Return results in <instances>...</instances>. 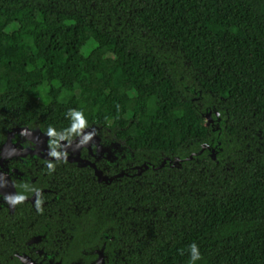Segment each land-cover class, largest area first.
Masks as SVG:
<instances>
[{"label":"trees","instance_id":"1","mask_svg":"<svg viewBox=\"0 0 264 264\" xmlns=\"http://www.w3.org/2000/svg\"><path fill=\"white\" fill-rule=\"evenodd\" d=\"M0 47V141L73 146L75 109L127 172L45 166L80 214L63 264H264V0H0Z\"/></svg>","mask_w":264,"mask_h":264},{"label":"flooded vegetation","instance_id":"2","mask_svg":"<svg viewBox=\"0 0 264 264\" xmlns=\"http://www.w3.org/2000/svg\"><path fill=\"white\" fill-rule=\"evenodd\" d=\"M90 128L92 127L81 130L80 137L73 146L62 139L59 140L58 148H55L56 145H52L55 149L47 146L48 155L38 150L34 141L22 132L15 133L12 142L24 152L10 157V147L3 150L10 136V127L4 134V139L0 141V264H63L64 262L59 251L64 248V244L68 245L74 236L76 226L71 221L76 220L73 216L78 217L80 214L78 205L74 197L68 195V190L64 193L59 192L63 189L61 183L65 179L52 178L47 183V178L44 177L48 173L44 168L49 166L48 162L65 160L69 164L85 163L92 169L94 180L96 178L98 183L105 186L110 185L114 179L127 175V172L121 169L119 171L116 166L110 169L108 164L102 169L98 168V164H103L105 159L110 158V152L105 151L109 147L102 145L101 136L97 131L95 134L98 139L97 145L94 144L91 135L88 141L84 139L83 134L87 133L84 130ZM82 143L80 149L75 150V147ZM23 153L26 155L23 156ZM66 168L63 167L62 170ZM41 176L43 177L40 178ZM89 187L92 190L91 186ZM17 194H22L24 200L11 204L5 199L6 196ZM85 211L87 212V209ZM57 222L63 224L56 228L54 224ZM65 222L71 223L64 226ZM100 254L103 256L99 251V256ZM113 255L117 260L116 252ZM87 257L93 260L97 255L88 252Z\"/></svg>","mask_w":264,"mask_h":264},{"label":"clouds","instance_id":"3","mask_svg":"<svg viewBox=\"0 0 264 264\" xmlns=\"http://www.w3.org/2000/svg\"><path fill=\"white\" fill-rule=\"evenodd\" d=\"M67 115L71 119L70 126L65 130L66 133L71 134L75 132L77 135L81 134V130L86 127L87 121L84 117L83 112L75 109H70ZM16 129V128H15ZM49 136H55L57 133L53 128L48 129ZM92 133H84V139L87 140ZM51 155V154H50ZM49 168H51V164H49ZM24 196L22 194L13 195L11 197H5L11 204H16L20 201L24 200ZM37 206H39V201L36 202ZM189 259L188 264H196L197 261L201 260V253L195 243L190 244L189 246Z\"/></svg>","mask_w":264,"mask_h":264},{"label":"water","instance_id":"4","mask_svg":"<svg viewBox=\"0 0 264 264\" xmlns=\"http://www.w3.org/2000/svg\"><path fill=\"white\" fill-rule=\"evenodd\" d=\"M25 131V132H24ZM24 133L26 135H28L31 140L34 141V144L37 146V149L38 150H41V151H44L47 155L49 154V149H48V145H47V139L48 137L46 135L43 134V132L41 131V129L39 128H29V127H23V128H16L12 131H10V136L9 138L7 139V141L5 142V145H4V149L3 150H7L8 147H10V157L14 156V154H19V153H22L24 151H20L19 147L15 146V144L12 142V138L14 136L15 133ZM84 132H87V133H92L91 134V138L94 139V144H98L97 142V138L95 136L96 134V129L94 128H90V130L88 129H85ZM88 141V140H87ZM83 145L82 144H78L76 147H75V150H77L78 148L80 149V147ZM76 152V151H75ZM26 153H23V156H25ZM70 161H73V159H69ZM139 170H141L139 168ZM98 264H104L103 262V256L100 254L99 256V259H98Z\"/></svg>","mask_w":264,"mask_h":264},{"label":"rangeland","instance_id":"5","mask_svg":"<svg viewBox=\"0 0 264 264\" xmlns=\"http://www.w3.org/2000/svg\"><path fill=\"white\" fill-rule=\"evenodd\" d=\"M3 52H4V48H3V47H0V57L3 56ZM165 114H166L168 117H171L172 109L169 108V107H166V109H165ZM206 123H207V122H206Z\"/></svg>","mask_w":264,"mask_h":264}]
</instances>
